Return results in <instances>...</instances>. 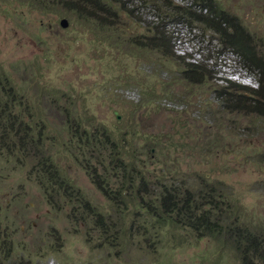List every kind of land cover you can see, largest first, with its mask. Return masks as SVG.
I'll list each match as a JSON object with an SVG mask.
<instances>
[{
  "label": "rangeland",
  "instance_id": "rangeland-1",
  "mask_svg": "<svg viewBox=\"0 0 264 264\" xmlns=\"http://www.w3.org/2000/svg\"><path fill=\"white\" fill-rule=\"evenodd\" d=\"M62 1L0 0V91L13 94V111L28 130H40L42 151L78 197L47 196L31 173L37 156L6 162L0 150V245L7 263L242 264L223 228L246 220L249 230L264 233V112H258L264 95L253 91L264 74L251 71V62L201 22L162 19L153 8L157 0H103L107 11L79 0L80 15ZM208 1L240 21L264 59V0ZM155 27L170 39L168 55L143 44ZM193 62L202 64V80L187 75ZM76 121L79 131L112 141V149H74ZM81 155L90 158L89 172ZM111 166L136 177L128 181ZM103 167L109 175L102 184L117 193L112 200L93 181L94 174L102 179ZM166 189L179 202L185 195L202 201L196 216L208 214L212 200L219 232L173 225L158 212L148 219L144 209H155ZM99 218L110 226L106 236Z\"/></svg>",
  "mask_w": 264,
  "mask_h": 264
},
{
  "label": "trees",
  "instance_id": "trees-1",
  "mask_svg": "<svg viewBox=\"0 0 264 264\" xmlns=\"http://www.w3.org/2000/svg\"><path fill=\"white\" fill-rule=\"evenodd\" d=\"M115 1L118 2L119 0ZM157 1L159 2V5L156 6L154 4L153 8L162 10L165 15L164 17L162 15V19L170 18V16L173 15L176 17H184L188 22H190L191 20H197L201 22L203 25H205L206 28H209L217 34L218 40L222 42L226 49L230 50L241 59L251 62L253 64L250 69L251 71H253V67H257L260 73L264 74V59L261 55L257 54L256 50L253 49L252 44L248 40L249 34L245 31L243 25L239 20H237L232 15H228L224 10H221L218 5H214L215 7L213 8L208 0H190V2L185 5H174L172 1L166 0ZM102 2L103 4L100 3L99 0H93V3L92 1H90L89 3L93 4L94 7L98 10L101 9L102 11H107L108 8L104 6L103 0ZM79 3V0L62 1V5H64L66 9L70 11L73 10L77 15L83 14L78 8ZM193 11L197 12L194 14ZM163 37H165V33L162 30H157L156 28L154 34L147 37L143 44L148 48L160 50L161 52L168 55V44L170 39H168L167 41V39H163ZM188 65L189 68L186 70L187 75L196 80H202L204 77V73L200 71V68H202V64L193 62L188 63ZM1 73L3 72H0V78L2 76ZM4 80L5 82H7L6 77H4ZM233 86L235 85H230L227 88ZM236 87L237 88L235 89L237 92L239 89L243 90L244 88L240 85H236ZM253 91L255 94H259L263 99L264 93L262 92L264 91V75H261V77H259V87ZM10 95H12V97ZM224 99L231 100L230 97H225ZM254 104L255 105H252V108L257 112L258 103ZM262 104L264 106V102H262ZM12 105H14L13 94L7 92L2 93L0 91V150H3L2 154L5 157V161H11L12 158L13 161H24L26 158L32 159L37 156L36 163L32 167L31 173L32 171L34 172L35 182L39 185L43 192L47 196H50L51 192H54L58 194L63 193L69 199H77L78 197L75 196L72 192V188H74L73 183L65 174L61 172V170H59L58 167H56L51 162L49 154H46L45 150L42 151V144L40 143V130L36 133L28 130L27 125L22 124V120L19 119V115L17 113H14L15 111H13ZM262 107L258 112H264L262 111ZM79 125L80 123L76 121V130H73L72 134L70 135L74 140V142L72 143L74 149L85 148L87 150H90L95 144L100 145V147L103 148L110 147V149H112V141H106L105 143H102L101 140L99 141V139L93 135V133L90 134V132H87V130L84 132L79 131V128L77 129V126ZM34 135L37 136V141L35 142ZM33 147L37 150L39 149L42 151L38 152L40 153V155L34 153V151L32 150ZM29 149L32 151H28ZM82 155H85V153L83 152ZM82 155L81 160L85 161L82 162L80 160L81 165L85 166V168L89 172V161L87 159H90L89 156H92V154L90 153L89 156ZM74 158L75 160H78L79 157L77 153H74ZM103 168L105 173L104 176H102V179H99V176L94 174L93 181L96 187L101 191V193L107 199L112 200L117 198V193H115L114 191L111 192V189H108L105 184H102V180L107 179L109 175L105 170L106 167ZM112 168L113 167L111 166V169ZM113 169H117L118 171H120L122 177L127 178L128 181L131 180V178L136 177V174H134L131 169ZM127 184L129 185V182ZM67 186H70L71 189L67 190ZM48 188H51V190H49ZM160 192H163L161 195V199L159 200L160 204L153 206L156 210L152 209V206L144 209V215H146L148 219L156 217L154 215V212H158L162 214V217L165 220H169L171 224L173 223V225H177L179 222H181L193 229H204L205 231L210 233H213L214 231L219 232V229L215 228V226L217 225L216 215L210 213L211 210L212 212L215 211V208L217 207L215 203H212V200H210L209 203H206L211 207V209L208 211V214L202 213V215L196 216L193 210L194 208H199V206L202 204V201L194 199L195 201H197L195 202L193 199L190 200L189 197L185 195L182 196L183 201L179 202L178 199L181 198L179 194H176L174 191L166 189L160 190ZM210 203L212 204V206L210 205ZM91 214H95L97 215V217L103 216L100 211L95 210ZM208 215L209 217H215V219L213 221H209L207 217ZM118 218H120L119 221L122 225L121 220L124 221V218L121 216H118ZM224 219H226L225 214L222 216V218H220V221L223 222ZM110 222L113 223L111 219ZM96 223H102L98 228L103 232V235H105V232H107L110 228L108 222L105 220L102 221V219L99 218L96 219ZM105 223L108 224V227L104 225ZM156 224L158 223L156 222ZM150 225L155 226V222L153 221L152 223H150ZM141 226L142 224L136 227V232L140 230ZM250 226H252V223L245 220L240 222L236 228L231 227L230 224L228 226L226 224L223 229H225V233L229 239L228 241L232 242L237 250L241 252L240 259L242 264H264V233L261 230V232L257 234V231L253 229L249 230V228H251ZM119 227L124 233L125 231H123L124 229H122V226ZM113 228L115 232H117L116 234H118V228L116 229L114 224ZM114 237H116L119 243L122 245L121 234L117 236L114 235ZM9 259L10 258L8 257L7 251H3L2 246L0 245V264H8L7 262Z\"/></svg>",
  "mask_w": 264,
  "mask_h": 264
},
{
  "label": "water",
  "instance_id": "water-1",
  "mask_svg": "<svg viewBox=\"0 0 264 264\" xmlns=\"http://www.w3.org/2000/svg\"><path fill=\"white\" fill-rule=\"evenodd\" d=\"M60 23H61L62 26H66L68 22H67V20L65 18H62Z\"/></svg>",
  "mask_w": 264,
  "mask_h": 264
}]
</instances>
